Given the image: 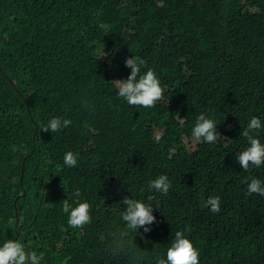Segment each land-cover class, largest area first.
Instances as JSON below:
<instances>
[{"label":"trees","instance_id":"16d2710c","mask_svg":"<svg viewBox=\"0 0 264 264\" xmlns=\"http://www.w3.org/2000/svg\"><path fill=\"white\" fill-rule=\"evenodd\" d=\"M132 55L164 88L153 108L128 105L111 82ZM200 113L225 139L188 149ZM253 116L264 126V0H0V246L19 240L40 264H155L183 231L199 264H264V197L247 194L264 165L236 160ZM53 117L72 123L40 130ZM161 174L167 195L148 189ZM77 189L91 206L82 229L62 211ZM149 195L151 231L125 237L123 199Z\"/></svg>","mask_w":264,"mask_h":264},{"label":"clouds","instance_id":"9594fccd","mask_svg":"<svg viewBox=\"0 0 264 264\" xmlns=\"http://www.w3.org/2000/svg\"><path fill=\"white\" fill-rule=\"evenodd\" d=\"M124 65L130 68V74L126 79L115 77L112 83L117 88V96L122 98L130 106H140L150 109L164 98V88L154 69L147 66V62L139 56L126 57ZM144 68L146 71H141ZM72 121L67 118L53 117L48 124L40 130L44 132H59L67 128ZM184 120L181 118L179 125L183 127ZM261 120L253 116L247 124V127L241 131V135L247 139L248 146L242 150L236 157L237 162L244 171L250 168H259L264 165V144L258 139L259 132L262 130ZM192 139L196 143L215 144L223 142L225 136L217 131L216 122L209 118L205 113H200L195 120L191 130ZM163 137V130L155 132V142L159 143ZM170 149L169 158L174 153ZM64 165L69 168L76 167L78 163V154L67 151L63 156ZM247 194H258L264 197V182L256 177L247 178ZM171 188V181L166 174H161L148 182V189L151 192L167 195ZM80 190L74 193L75 206L65 199L62 203V211L67 214V223L73 229H82L85 225L92 222L90 216L91 206L86 201H81ZM154 195L147 197V202L125 197L122 203L126 206L120 213V219L124 223L121 229L122 234L128 237L129 232H137L143 229L144 233L151 231L149 227L156 222L153 215ZM205 206L212 213H219L221 210V200L219 196H210L205 201ZM156 208V207H155ZM157 209V208H156ZM131 247H136L133 240H128ZM199 250L194 247L183 231H176L174 239L166 250V258L157 256L155 264H199ZM43 259V253L37 254L36 251H26L25 246L19 240L7 239L0 246V264H40Z\"/></svg>","mask_w":264,"mask_h":264},{"label":"rangeland","instance_id":"374dc122","mask_svg":"<svg viewBox=\"0 0 264 264\" xmlns=\"http://www.w3.org/2000/svg\"><path fill=\"white\" fill-rule=\"evenodd\" d=\"M194 146H195V141L193 139L187 140V148L188 149H193Z\"/></svg>","mask_w":264,"mask_h":264}]
</instances>
